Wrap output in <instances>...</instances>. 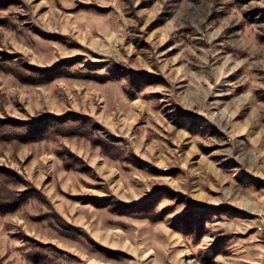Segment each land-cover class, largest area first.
<instances>
[{"label":"rangeland","instance_id":"1","mask_svg":"<svg viewBox=\"0 0 264 264\" xmlns=\"http://www.w3.org/2000/svg\"><path fill=\"white\" fill-rule=\"evenodd\" d=\"M0 57V119L65 121L0 141V264H264V0H0Z\"/></svg>","mask_w":264,"mask_h":264},{"label":"trees","instance_id":"2","mask_svg":"<svg viewBox=\"0 0 264 264\" xmlns=\"http://www.w3.org/2000/svg\"><path fill=\"white\" fill-rule=\"evenodd\" d=\"M8 64V57H0V66ZM57 72L62 74L66 72V68L59 66L58 68L46 69L41 72L33 70L32 73L30 72L27 74L26 72H21V74L24 78L31 77L34 79H42L46 78L45 76H52ZM64 124L65 121L61 119H48L35 122L0 119V141H18L23 143L38 141L44 136L52 134L54 130L61 128ZM68 130H71V128ZM9 174H11L10 171L8 172L7 170L0 169V177H2V181H0V214L17 210L18 207L27 202L30 198V193L34 191L32 188L24 192H19L17 190L13 191L11 188L9 189L7 186V184L10 183L8 179Z\"/></svg>","mask_w":264,"mask_h":264}]
</instances>
